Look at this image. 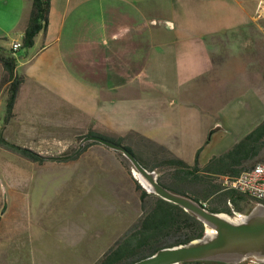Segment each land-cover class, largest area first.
Instances as JSON below:
<instances>
[{
  "label": "crops",
  "instance_id": "1",
  "mask_svg": "<svg viewBox=\"0 0 264 264\" xmlns=\"http://www.w3.org/2000/svg\"><path fill=\"white\" fill-rule=\"evenodd\" d=\"M248 5V0H51L47 31L32 48L15 53L13 75L0 63V78L7 74L0 88L7 106L11 84L21 83L0 140H14L8 129L17 124V134L26 137H18L16 147L48 157L58 146L67 152L89 132L110 140L135 133L189 165L200 152L199 164L205 166L218 156L206 152L221 131L212 119L216 88L233 93L225 101L248 96L251 128L264 121V21ZM0 6L11 21L0 40L11 38L12 50L22 43L32 0H1ZM91 143L85 152L108 154Z\"/></svg>",
  "mask_w": 264,
  "mask_h": 264
},
{
  "label": "rangeland",
  "instance_id": "2",
  "mask_svg": "<svg viewBox=\"0 0 264 264\" xmlns=\"http://www.w3.org/2000/svg\"><path fill=\"white\" fill-rule=\"evenodd\" d=\"M258 1L248 0L253 16L258 13ZM174 2L178 4V0ZM10 23L0 6V33L2 29L8 31ZM10 41L11 38H3L0 45L10 50ZM227 48L236 50V46ZM214 50L217 58L223 56L221 48ZM4 77L0 78V88L6 81ZM226 93L216 88L212 97V103L218 106L212 119L220 124L221 131L206 152L218 155L232 149L254 129L248 120V96L242 93L225 101L229 94L233 96ZM6 98V93L0 95L3 124L8 116ZM17 126L8 129L14 140L6 141L12 146L17 145L18 137H26L17 134ZM211 133L212 130L209 138ZM134 137L130 136L124 143L146 165L152 166L157 159L165 157L156 145ZM79 143L67 152L58 146L48 157L71 153ZM96 146L108 154L84 150L75 160L38 165L0 145V264H97L140 223L144 212L141 191L137 188L140 182L133 166L122 154L101 144ZM154 171L159 174L162 169ZM214 182L221 184V177ZM189 195L196 196L191 192ZM212 200L202 202L206 207ZM230 208L233 212L228 215L236 218V213L247 214L251 206L242 204L240 212L232 205Z\"/></svg>",
  "mask_w": 264,
  "mask_h": 264
},
{
  "label": "trees",
  "instance_id": "3",
  "mask_svg": "<svg viewBox=\"0 0 264 264\" xmlns=\"http://www.w3.org/2000/svg\"><path fill=\"white\" fill-rule=\"evenodd\" d=\"M50 6L51 0H32L30 15L24 28L22 49L32 48L37 35L47 31ZM15 53L13 50L8 51L0 48V63L8 76L13 75L16 67ZM6 76L4 81L7 80ZM20 85V80L15 79L9 88L8 112L11 111L17 99ZM94 134V132L88 133V135ZM129 136L137 135L132 133ZM83 137L79 138V142ZM142 139L145 140L144 138ZM126 140V138H119L112 141L124 144ZM91 144L93 143L86 144L84 150ZM0 145L38 165H43L48 161V157L32 150L12 146L1 140ZM157 147L163 151L162 153L165 157L160 160L157 159L152 166H148L130 147L126 146L146 169L150 171L162 169V172H159V182L171 192L192 198L202 205H204L203 200L213 199L209 206L206 205V209L212 213L232 214L233 211L230 205L233 206L235 211L240 212L242 211V204L251 206L250 210L257 204L236 191L226 190L222 177H237L247 167L264 161V121L235 144L232 149L222 155L213 157L205 166L199 164L200 152L197 154L195 163L189 165L174 156L165 147ZM73 152L63 156L70 155ZM77 158L78 156L75 159ZM217 177H221V184L214 182ZM137 188L141 191L140 197L144 216L140 223L131 229L122 241L117 242L97 264H133L155 254L162 248L186 244L204 236L206 228L192 214L154 194H149L140 184H138ZM189 192L194 193L196 196L189 195ZM184 264L211 263L193 262Z\"/></svg>",
  "mask_w": 264,
  "mask_h": 264
},
{
  "label": "water",
  "instance_id": "4",
  "mask_svg": "<svg viewBox=\"0 0 264 264\" xmlns=\"http://www.w3.org/2000/svg\"><path fill=\"white\" fill-rule=\"evenodd\" d=\"M98 143L122 154L139 175L142 187L149 193L181 207L196 217L206 228L204 236L186 244L162 248L155 254L133 264H264V204H256L247 214L236 213L232 219L226 213H212L192 198L171 192L159 182L157 171L146 169L125 145L112 140L87 135L77 150L67 156L48 157V161L74 160L87 143Z\"/></svg>",
  "mask_w": 264,
  "mask_h": 264
},
{
  "label": "built area",
  "instance_id": "5",
  "mask_svg": "<svg viewBox=\"0 0 264 264\" xmlns=\"http://www.w3.org/2000/svg\"><path fill=\"white\" fill-rule=\"evenodd\" d=\"M258 19L264 21V0H261L258 6ZM22 48V43L16 42L12 50L17 52ZM4 128L0 120V133ZM225 189L236 191L257 204H264V162L256 164L252 168L244 170L239 176L224 178ZM215 264V263H211ZM252 264V263H243Z\"/></svg>",
  "mask_w": 264,
  "mask_h": 264
},
{
  "label": "bare ground",
  "instance_id": "6",
  "mask_svg": "<svg viewBox=\"0 0 264 264\" xmlns=\"http://www.w3.org/2000/svg\"><path fill=\"white\" fill-rule=\"evenodd\" d=\"M136 177H137V179H138V181L139 182H141L142 184L144 183L141 179H140V177H139V175L136 173ZM232 218V217H231ZM232 219H234V218H232Z\"/></svg>",
  "mask_w": 264,
  "mask_h": 264
}]
</instances>
